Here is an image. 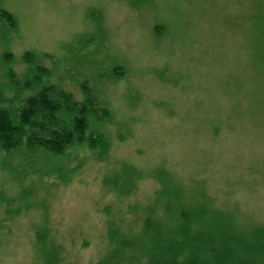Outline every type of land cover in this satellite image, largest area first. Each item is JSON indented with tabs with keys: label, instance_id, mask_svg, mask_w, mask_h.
<instances>
[{
	"label": "rangeland",
	"instance_id": "obj_1",
	"mask_svg": "<svg viewBox=\"0 0 264 264\" xmlns=\"http://www.w3.org/2000/svg\"><path fill=\"white\" fill-rule=\"evenodd\" d=\"M1 9L15 24L0 20V105L20 106L45 82L81 101L84 85L113 117L96 125L111 142L104 160L85 146L61 158L0 148V264H145L109 230L132 240L150 213L163 217L162 185L264 226V0ZM125 167L141 179L119 195L107 179Z\"/></svg>",
	"mask_w": 264,
	"mask_h": 264
},
{
	"label": "trees",
	"instance_id": "obj_2",
	"mask_svg": "<svg viewBox=\"0 0 264 264\" xmlns=\"http://www.w3.org/2000/svg\"><path fill=\"white\" fill-rule=\"evenodd\" d=\"M0 20L15 24L13 14L5 9L0 10ZM32 56L31 52L25 54V58ZM82 88L85 96L80 101L60 86L45 82L24 97L20 106L0 105V148L43 149L61 158L73 147L85 146L98 160L106 159L111 142L96 125L110 120L113 114L86 86ZM129 174L133 179L125 182ZM157 178L163 180L161 174ZM140 179L139 172L125 167L107 181L116 193L127 195ZM162 186L158 194L167 200L162 206L164 216L155 218L158 211L150 213L132 240L113 224L109 235L115 243L140 254L145 264H264V226L243 227L235 210L211 206L206 197L199 199L183 190L172 197L171 190Z\"/></svg>",
	"mask_w": 264,
	"mask_h": 264
}]
</instances>
